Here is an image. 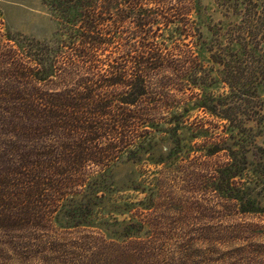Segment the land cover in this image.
<instances>
[{
    "label": "trees",
    "instance_id": "1",
    "mask_svg": "<svg viewBox=\"0 0 264 264\" xmlns=\"http://www.w3.org/2000/svg\"><path fill=\"white\" fill-rule=\"evenodd\" d=\"M246 1L260 11L241 15L243 39L224 40L204 25L201 0H44L59 22L54 43L40 70L17 63L12 78L25 83L0 85L1 225L42 215L112 241L149 240L161 176L136 169L126 186L114 181L116 169L144 162L184 165L240 214L264 213V50L254 44L264 0H237ZM167 31L181 39L160 41ZM196 111L221 132L190 123ZM159 141L170 147L155 159ZM196 154L225 161L206 170ZM127 191L145 198L114 199Z\"/></svg>",
    "mask_w": 264,
    "mask_h": 264
},
{
    "label": "rangeland",
    "instance_id": "2",
    "mask_svg": "<svg viewBox=\"0 0 264 264\" xmlns=\"http://www.w3.org/2000/svg\"><path fill=\"white\" fill-rule=\"evenodd\" d=\"M201 3L204 25L215 31L222 28L219 35L224 40L243 39L241 15L246 10L261 9L254 1L244 2L248 6L239 5L237 0H201ZM256 21L254 32L259 38L254 44L264 50V23L257 25ZM129 26H125L126 31ZM58 31L59 22L44 0H0V85L25 83L23 79L12 78L21 60L28 68L40 70L37 62L44 56V45L53 44ZM164 33L160 41L168 45L181 39L174 37L172 31ZM35 75L30 80L37 79ZM218 87L214 89L216 94L225 91L221 85ZM260 94L264 99V88ZM194 120L212 132H221L222 123L203 112L191 113L190 123ZM169 147L159 141L153 151L155 159L167 156ZM198 158L206 170L225 161L223 154ZM144 163L139 168L116 169L114 181L126 186L136 169L146 176H151L149 171L161 176L162 187L155 201L158 209L151 217L155 226L151 239L112 241L95 228L56 226L45 222L42 215L33 222L8 227L0 221V264H264V213L240 214L230 201L206 193L205 185L199 179L197 182L198 177L191 174L193 170L184 165L172 170L168 166L148 168ZM144 198L131 191L114 196L124 202ZM43 211L44 208L41 214ZM140 213L146 216L148 212Z\"/></svg>",
    "mask_w": 264,
    "mask_h": 264
}]
</instances>
